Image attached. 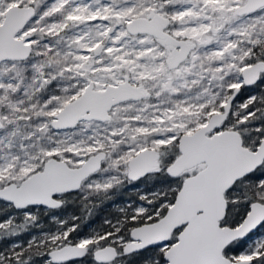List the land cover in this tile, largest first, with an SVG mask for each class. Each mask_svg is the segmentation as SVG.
I'll use <instances>...</instances> for the list:
<instances>
[{
  "label": "snow or ice",
  "instance_id": "6c2138e0",
  "mask_svg": "<svg viewBox=\"0 0 264 264\" xmlns=\"http://www.w3.org/2000/svg\"><path fill=\"white\" fill-rule=\"evenodd\" d=\"M262 86L264 0H0V264H264Z\"/></svg>",
  "mask_w": 264,
  "mask_h": 264
},
{
  "label": "trees",
  "instance_id": "16d2710c",
  "mask_svg": "<svg viewBox=\"0 0 264 264\" xmlns=\"http://www.w3.org/2000/svg\"><path fill=\"white\" fill-rule=\"evenodd\" d=\"M131 188L128 189L127 193H125V195L117 197L116 201L119 200H127L129 198V196L131 195L130 191ZM109 203H106L105 205L101 206L99 209H97L96 215L89 221H87L84 225H83V231L88 232V230H90L91 227H93L95 224L96 225H100V223L102 222V220L110 215H116V213H112V211H109ZM64 213L68 215L75 213L76 215H80V208L76 205H70L69 207H67L64 210ZM45 226H49L50 225V221L48 219V217H43V221H42ZM27 235L24 237V239H27Z\"/></svg>",
  "mask_w": 264,
  "mask_h": 264
},
{
  "label": "rangeland",
  "instance_id": "374dc122",
  "mask_svg": "<svg viewBox=\"0 0 264 264\" xmlns=\"http://www.w3.org/2000/svg\"><path fill=\"white\" fill-rule=\"evenodd\" d=\"M262 87H264V86H262ZM140 188L141 189H143L144 188V185H140ZM130 191H132L131 192V195H134V190L133 189H130ZM123 201H125V200H119V201H116V204H120L121 202H123ZM109 211H112V213H116L117 214V212H116V207H114L113 206V204L111 203V202H109ZM63 215L65 216V217H67V214L66 213H63ZM103 221V220H102ZM102 223V222H101ZM100 223V224H101ZM99 225H94L93 227H91L90 228V230H88V231H91L93 228H96V227H98Z\"/></svg>",
  "mask_w": 264,
  "mask_h": 264
}]
</instances>
